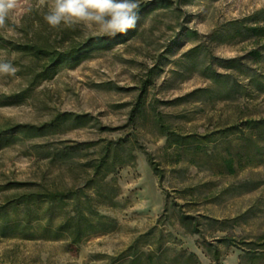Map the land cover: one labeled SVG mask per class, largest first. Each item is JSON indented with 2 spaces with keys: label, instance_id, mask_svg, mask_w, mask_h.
<instances>
[{
  "label": "rangeland",
  "instance_id": "374dc122",
  "mask_svg": "<svg viewBox=\"0 0 264 264\" xmlns=\"http://www.w3.org/2000/svg\"><path fill=\"white\" fill-rule=\"evenodd\" d=\"M168 1L172 5L139 0L135 29L67 61L52 76L43 73L47 58L15 46L67 52L92 38L109 37L80 28L51 29L43 19L44 0H19L0 29V61L19 69L14 77H0V206L16 193L83 187L92 173L86 164L100 155V144L122 143L107 177L116 194L101 207L118 221L117 230L90 238L79 250H70L66 238L0 233V264H108L152 227L171 233L169 246L196 253L202 264H212L210 243L221 251L222 264H264V246L218 241L229 236L236 242H264V130L254 134L262 148L257 161L248 158L252 145L246 140L255 133L247 128L248 120L264 119V92L251 84L252 76L264 82V35L238 31L254 24L264 0ZM253 50L261 58L250 57ZM64 113L74 117L57 121ZM158 116L184 134L215 139L206 150L193 145L168 149L157 131ZM53 121L44 134L18 131L21 125ZM9 128L17 131L5 133ZM65 145L80 148L70 158H55V150ZM146 151L166 170L163 182ZM221 156L237 160L235 173L212 165ZM166 212L169 220L160 223ZM184 214L193 217L199 231L184 227ZM11 217L16 215H1L0 224Z\"/></svg>",
  "mask_w": 264,
  "mask_h": 264
},
{
  "label": "trees",
  "instance_id": "16d2710c",
  "mask_svg": "<svg viewBox=\"0 0 264 264\" xmlns=\"http://www.w3.org/2000/svg\"><path fill=\"white\" fill-rule=\"evenodd\" d=\"M172 3V1L165 0L163 5H172ZM255 16L257 18L254 24H245L238 28V31L242 33L241 35H244L243 30H245L247 37L264 35V9L256 12ZM109 39L119 41L121 38H92L85 45L72 47L67 52L37 44H21L15 46V48L32 53L38 58H47L43 65V73L52 76L67 61L77 60L81 54L90 53L93 48L109 43ZM261 55L262 53L259 50L250 52V57L256 60L261 58ZM251 82V84L256 85L257 90L264 92L263 81L252 76ZM144 88H146V85ZM140 99L142 100L143 96ZM144 102L142 100L138 104L140 112L146 109ZM68 117L73 118L74 115L72 113L60 114L56 120H63ZM76 118L84 119L81 115L76 116ZM246 125L250 131L255 132L251 136H246L248 144L252 145L247 156L254 161L257 154L262 152L261 144L258 140H255L254 134L264 130V119L248 120ZM54 126L55 121L41 126L21 125L18 131L31 136L33 133H47ZM156 127L157 131L166 138V148L168 149L175 148V150H178L184 146L193 145L199 149L204 147V150H206V147L215 139L210 134H184L174 129L171 123L163 116L157 117ZM16 131V128H9L5 130V133L12 134ZM224 136H227V134ZM93 145L98 146L99 144H85L87 147H93ZM100 145V155L96 158H91L86 164V167L91 169L92 173L86 179L83 187L77 190L38 189L9 196L4 204L0 206V216L15 214L16 217H11L1 222V235L3 237L19 235L26 239L46 241H58L66 238L70 250H79L80 246L90 238L106 235L117 230L119 228L118 221L111 215L104 213L101 207L105 206L109 201L112 202L116 194V190L107 181V177L116 167V162L119 158L118 152L120 147H122V143L112 142ZM141 147L145 149L144 146ZM78 148H80V145H65L56 149L54 156L55 158L67 159L75 154ZM146 156L160 182H163L166 178V170L161 167L152 153L146 151ZM212 161L214 163L212 165L219 171L225 169L229 174L236 172L237 160L233 157L221 156ZM167 202L166 211L169 204ZM180 219L184 227H195L192 230L199 231L198 224H195L192 216L184 214ZM168 220L166 212L162 214L160 223ZM170 237H172L171 233L166 234L164 231L158 230L157 227H152L147 232L136 237L124 251L116 256H111L108 264H202L196 253L189 252L186 249L178 250L169 246L172 241ZM218 241L229 246L240 247L243 243L264 246V242H236L229 236H224ZM207 253L212 258V264H222L221 251L213 243L209 244Z\"/></svg>",
  "mask_w": 264,
  "mask_h": 264
},
{
  "label": "clouds",
  "instance_id": "9594fccd",
  "mask_svg": "<svg viewBox=\"0 0 264 264\" xmlns=\"http://www.w3.org/2000/svg\"><path fill=\"white\" fill-rule=\"evenodd\" d=\"M43 19L51 29L87 31L91 35L115 38L135 29L139 21V0H44ZM19 0H0V29L15 14ZM31 12L32 8L26 9ZM18 68L0 61V77H14Z\"/></svg>",
  "mask_w": 264,
  "mask_h": 264
}]
</instances>
